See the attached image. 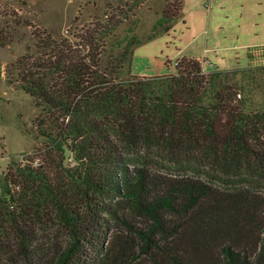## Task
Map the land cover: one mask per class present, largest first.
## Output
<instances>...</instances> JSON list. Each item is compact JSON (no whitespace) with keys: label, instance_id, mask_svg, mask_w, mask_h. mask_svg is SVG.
I'll return each mask as SVG.
<instances>
[{"label":"trees","instance_id":"obj_1","mask_svg":"<svg viewBox=\"0 0 264 264\" xmlns=\"http://www.w3.org/2000/svg\"><path fill=\"white\" fill-rule=\"evenodd\" d=\"M181 7L167 4L148 40L168 32ZM114 17L72 39L34 32L37 56L15 64L47 145L0 178V264H264V225L258 239L245 232L255 212L264 220V106L251 108L237 98L244 86L185 57L175 75L118 79L125 55L103 64L126 19ZM149 155L206 175L163 178ZM112 223L134 239L109 252ZM52 229L63 238L38 237ZM210 234L216 258L204 257Z\"/></svg>","mask_w":264,"mask_h":264},{"label":"rangeland","instance_id":"obj_2","mask_svg":"<svg viewBox=\"0 0 264 264\" xmlns=\"http://www.w3.org/2000/svg\"><path fill=\"white\" fill-rule=\"evenodd\" d=\"M2 1L5 2L2 4L6 5H0V31L4 37L6 32L9 34L4 40V45H0V178L12 161L23 164L28 157L33 156L36 150L42 151L47 145V140L39 137L34 127L36 119L40 116V110L35 107L32 99L17 87L15 64L27 53L30 56H37L34 32L43 30L57 38L72 39L74 34L98 19L104 21L106 16L112 15L116 16L115 19L120 18L121 20L126 16V19L106 40L103 55L104 65L119 59L121 54L125 55L122 67L116 71L118 79H125L130 74L131 54L134 49L137 55L148 58L155 71H162L164 67L165 71L168 68V74L172 75L176 74V64L182 57L204 55L208 62L207 65H204L205 60L203 59L185 58L198 60L202 71L207 75L224 72L222 76L229 78L231 83L236 82L239 87L244 86L245 90L239 89L240 97L237 98H246L251 108L264 106V56L261 54L254 59L251 66H248L245 48L237 47L240 45L236 40L237 37L242 38L244 42L249 35L256 39L254 41L256 47L264 45L263 21L259 26L257 23L250 22L251 26L247 34L238 33L242 25V15L245 16L244 22L253 19L258 21L261 18V15L253 16L246 11L247 0L245 2L243 0H188L191 7L195 5L194 7L201 11L196 14L193 10L190 15L189 11L184 12L181 20L177 19L172 23L169 32H165L163 26L159 27L155 30L156 36L150 40L148 39L152 28L167 4L175 6L179 0ZM202 12L203 16L200 14ZM209 14L211 17L208 16ZM182 20H185L187 25H191L192 30L186 28ZM204 49L208 51L203 52ZM162 60L163 62L166 60V65H162ZM68 155L67 153L65 163L70 161ZM141 156L144 155L137 153L133 158L137 162ZM147 160L163 178H202L206 175L200 174L201 171L190 163L167 162L158 155H149ZM217 187L221 190H228L227 186L223 187L220 183ZM257 197L264 199V189L259 191ZM263 222L262 215L255 212L245 232L255 236L253 238H260L259 230L262 229ZM133 223L138 228L145 226L144 219H136ZM113 226L114 231L111 234L114 240L108 247L109 252L114 249L117 240L131 241L134 239L120 232L121 228L116 224ZM38 235L42 240L50 237H58L61 240L64 234L52 229ZM209 236L211 243L204 257L216 258L220 242L215 240V234ZM173 241V247L182 243L181 238ZM139 264L154 263L150 258L145 257Z\"/></svg>","mask_w":264,"mask_h":264},{"label":"crops","instance_id":"obj_3","mask_svg":"<svg viewBox=\"0 0 264 264\" xmlns=\"http://www.w3.org/2000/svg\"><path fill=\"white\" fill-rule=\"evenodd\" d=\"M200 1V0H198ZM246 0H243V2H245ZM248 2V5H247V9L246 11L253 15V16H259L261 15V18L256 21V20H250V21H245L244 22V18L245 16L243 17L242 15V25H240V28L238 30V33L240 35H243L244 33L247 34V30L249 29V27L251 26L250 22H254V23H257L258 26L260 24L261 21L264 22V6L261 7V5L264 3V0H247ZM181 3H182V7H181V11L178 15V17L173 20L170 24V29L169 31L171 30L172 28V23L174 21H176L177 19L181 20L182 17H183V13L186 11H189V15L192 13L191 11L195 10L196 14L197 12L199 13L201 11V9H196L193 5L191 7V3H189L188 0H181ZM197 5H200V4H197ZM259 5V8L257 9V6ZM188 6V7H187ZM201 6V5H200ZM202 14V16L204 15L203 12L200 13ZM208 16L211 17V14H209ZM182 23L186 26V28H188L189 30H192V26L191 25H187L186 24V21L185 20H182ZM168 31V32H169ZM256 37V35H255ZM240 45L237 46L239 48H245V57L246 59L248 60L249 62V65L248 66H251V63H253L258 56H260L262 54V49H263V46L261 47H256V45H254V41L256 40L254 37H252L251 35L247 36V38L245 39V41L243 42L242 41V38H239L237 37L236 39ZM252 46V47H251ZM237 47H234V48H237ZM136 48V47H135ZM208 51L207 49H204L203 52H206ZM185 57H192V58H196V59H203L205 60V64L204 65H207L208 62L206 60V57L203 55L201 57H197V55H194V56H185ZM146 61V63H145ZM166 62V60H165ZM163 62L162 60V65H166V63ZM217 69H221L219 68L218 66H213ZM130 74L131 75H134V76H138V77H155V76H162V75H166L168 74L169 70L168 68H166L167 71H165L164 67L162 69V71H155V69L153 67H151V62L148 60V58L142 56V55H137L136 54V51L135 49L133 50V54H132V58H131V62H130Z\"/></svg>","mask_w":264,"mask_h":264},{"label":"built area","instance_id":"obj_4","mask_svg":"<svg viewBox=\"0 0 264 264\" xmlns=\"http://www.w3.org/2000/svg\"><path fill=\"white\" fill-rule=\"evenodd\" d=\"M262 54H263V56H264V46H263V49H262Z\"/></svg>","mask_w":264,"mask_h":264}]
</instances>
